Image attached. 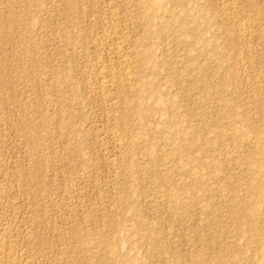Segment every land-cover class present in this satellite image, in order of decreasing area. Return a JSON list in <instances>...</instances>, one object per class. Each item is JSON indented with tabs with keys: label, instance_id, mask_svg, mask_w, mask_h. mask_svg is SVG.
I'll list each match as a JSON object with an SVG mask.
<instances>
[{
	"label": "rangeland",
	"instance_id": "1",
	"mask_svg": "<svg viewBox=\"0 0 264 264\" xmlns=\"http://www.w3.org/2000/svg\"><path fill=\"white\" fill-rule=\"evenodd\" d=\"M112 22L141 84L114 120L94 79ZM258 138L264 0H0V264H264Z\"/></svg>",
	"mask_w": 264,
	"mask_h": 264
},
{
	"label": "bare ground",
	"instance_id": "2",
	"mask_svg": "<svg viewBox=\"0 0 264 264\" xmlns=\"http://www.w3.org/2000/svg\"><path fill=\"white\" fill-rule=\"evenodd\" d=\"M162 1V0H161ZM174 2H176L177 0H173ZM153 2V1H152ZM151 2V3H152ZM157 2V1H156ZM155 3V2H154ZM139 4V3H138ZM175 4V3H174ZM159 5V4H158ZM157 5V6H158ZM142 7V6H141ZM179 14V13H177ZM176 14V15H177ZM223 14L225 15L226 18L230 19L232 22V26H233V30L235 32L236 35H238L241 38H244L246 36H248L250 33V25L249 24V19L246 18L245 16L242 15V13L240 12V10L237 8V5L235 2L231 3V4H225L223 7ZM182 15V14H181ZM186 18V17H185ZM152 19V18H151ZM148 20V19H147ZM187 23V19L186 21H184L183 17H181L180 15L177 16L174 20H165L164 18L161 19L159 21L161 26H164L166 28H181L182 25L184 23ZM138 23L140 24V22L138 21ZM143 23V21L141 22ZM137 24V23H136ZM206 24V23H205ZM134 25V24H133ZM145 26V25H143ZM188 26V25H187ZM123 27V26H122ZM122 27L119 26L118 23L116 22H112V24L109 25V28L106 29L100 36V41L99 43L102 44L101 49L105 50L108 54H110L111 57L114 58L112 63H107L105 61H102L99 59V61L96 63V65L94 66V76L96 79V87L98 88L99 92H101V94H113L116 93V95L113 97L114 99H110L112 101H110V103L112 104L111 107H113L114 112L116 111L117 113H112V118L114 119H118L119 117V113H118V109L120 108V104H121V100L122 98L119 95V92L122 90H129L131 93L132 92H136L139 91L140 86H136V72H135V64H136V54H135V50L133 48H131L128 44L129 39H128V32H126ZM140 27V26H139ZM142 27V26H141ZM128 28V27H127ZM133 28V27H132ZM250 28V29H249ZM143 29V28H142ZM178 30V29H177ZM179 31V30H178ZM183 31V30H182ZM179 33V32H178ZM130 34V33H129ZM131 36V35H130ZM131 38V37H130ZM131 40V39H130ZM147 41V39H146ZM130 43H132V41H130ZM140 43V42H139ZM133 44V43H132ZM246 47V46H245ZM141 53V51H139ZM148 52V51H147ZM237 53V52H236ZM252 53V52H251ZM149 55V54H147ZM163 58V57H162ZM248 59V58H247ZM138 66V65H137ZM150 68V67H149ZM160 73V72H159ZM232 73V72H231ZM222 75V74H221ZM236 75V74H235ZM253 82V81H252ZM143 86H150L149 83L144 82L142 84ZM111 96V95H109ZM125 96V95H124ZM108 97V96H107ZM111 97V98H112ZM138 100V99H137ZM109 101V100H108ZM131 101V105L135 108L136 106V100H130ZM137 107V106H136ZM111 109V108H110ZM137 109V108H136ZM217 111V110H216ZM215 112V111H214ZM111 113V111H110ZM110 116V115H109ZM136 116V115H135ZM220 116V115H219ZM122 122V121H121ZM251 122V121H250ZM137 123V121H136ZM249 123V122H248ZM254 126V125H253ZM254 130V129H253ZM220 132V131H219ZM255 132V131H254ZM222 133V132H221ZM124 135V134H123ZM122 134L120 135L118 133V135L115 134L116 137L115 138V142H116V146L117 148H121L124 145V141H123V136ZM123 136V137H122ZM164 141H168V137L163 136ZM259 139V138H258ZM246 140V138H245ZM249 140V139H248ZM263 139H259L257 140L255 143H253L252 148H251V153H258L261 155L262 158H264V142H262ZM247 141V140H246ZM251 141V140H250ZM253 141V140H252ZM163 142V141H162ZM134 143V142H133ZM136 143V142H135ZM247 143V142H246ZM251 147V146H250ZM249 147V148H250ZM122 149V148H121ZM248 151V153L250 152ZM232 154V153H231ZM235 155V154H234ZM121 159V158H120ZM255 159V158H254ZM237 160V159H236ZM244 160V159H243ZM233 162V161H232ZM243 162V161H242ZM245 163H247L248 165H250V160L246 159ZM125 165V164H124ZM236 165V164H235ZM247 165V166H248ZM126 166V165H125ZM245 166V165H244ZM127 168V167H126ZM173 166L171 165H164V170H171L172 171ZM254 168V167H252ZM247 169V167H246ZM161 170V169H160ZM174 170V168H173ZM250 170V169H249ZM162 173V172H161ZM254 173V171H253ZM160 174V173H159ZM167 177V176H166ZM259 177V176H258ZM248 182V181H247ZM262 182L264 183V179L262 180ZM242 184V183H241ZM246 183H243V185H245ZM253 184V183H252ZM246 186V185H245ZM244 186V187H245ZM242 187V186H241ZM242 187V188H244ZM247 190L251 193V194H256V193H261V195L263 194V192H259L258 190L254 189V186L248 185L247 183ZM263 187V186H262ZM241 188V189H242ZM246 188V187H245ZM240 189V190H241ZM239 190V191H240ZM242 191V190H241ZM243 192V191H242ZM240 195V194H239ZM243 195V194H242ZM248 195V194H247ZM257 195V194H256ZM264 195V194H263ZM248 197V196H246ZM240 199V198H239ZM241 200V199H240ZM246 200V198H245ZM244 200V201H245ZM236 201V199H235ZM117 202V201H116ZM234 202V201H233ZM239 202V200H238ZM247 202V201H246ZM237 203V202H236ZM249 203V202H247ZM235 204V203H234ZM233 204V205H234ZM244 205V204H243ZM246 205V204H245ZM253 205V204H252ZM251 207V206H250ZM238 208V207H237ZM241 209V207H239ZM243 209V214H247L245 207L242 208ZM256 209H259L258 207H256ZM239 210V209H237ZM235 209V211H237ZM261 211V210H259ZM256 212V211H255ZM262 213V212H261ZM257 213H255L256 215ZM259 214V213H258ZM257 214V215H258ZM256 215V216H257ZM245 216V215H244ZM258 217V216H257ZM85 219V218H84ZM250 220V218L248 219ZM257 221V220H256ZM256 227V226H254ZM257 228V227H256ZM253 231V230H252ZM2 241L4 242L5 240V236L9 235L6 230H2ZM88 234V233H87ZM91 235V234H90ZM1 236V235H0ZM257 236V235H256ZM8 237V236H7ZM232 240V239H231ZM3 242L0 243V247L1 250H3ZM98 243V242H97ZM96 243V244H97ZM5 247V246H4ZM13 251V249H11ZM10 251V249H9ZM11 252V251H10ZM12 254V253H11ZM6 255H9L6 254ZM11 256H9L10 258ZM12 258V257H11ZM10 258V259H11ZM199 261V260H198ZM25 263V262H24ZM23 263V264H24ZM10 264H21V263H16L14 261V263H10ZM229 264V263H228ZM232 264V263H231ZM234 264V263H233Z\"/></svg>",
	"mask_w": 264,
	"mask_h": 264
}]
</instances>
